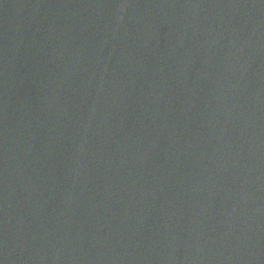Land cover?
<instances>
[{
    "label": "water",
    "instance_id": "1",
    "mask_svg": "<svg viewBox=\"0 0 264 264\" xmlns=\"http://www.w3.org/2000/svg\"><path fill=\"white\" fill-rule=\"evenodd\" d=\"M0 264H264V0H0Z\"/></svg>",
    "mask_w": 264,
    "mask_h": 264
}]
</instances>
